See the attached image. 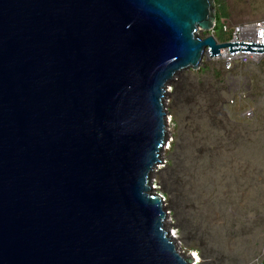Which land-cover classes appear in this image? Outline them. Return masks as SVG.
I'll return each mask as SVG.
<instances>
[{
	"label": "water",
	"instance_id": "1",
	"mask_svg": "<svg viewBox=\"0 0 264 264\" xmlns=\"http://www.w3.org/2000/svg\"><path fill=\"white\" fill-rule=\"evenodd\" d=\"M213 8L0 0V264H195L150 178L169 85L231 48Z\"/></svg>",
	"mask_w": 264,
	"mask_h": 264
},
{
	"label": "rangeland",
	"instance_id": "2",
	"mask_svg": "<svg viewBox=\"0 0 264 264\" xmlns=\"http://www.w3.org/2000/svg\"><path fill=\"white\" fill-rule=\"evenodd\" d=\"M213 9L224 13L222 33L198 35L222 43L234 40L238 26L264 18V0H220ZM168 89L169 144L150 178L167 205L166 229L183 239V255L204 254L199 264H264V58L226 70L223 58L204 57ZM246 146H252L249 167L236 158ZM248 181L249 209L240 202Z\"/></svg>",
	"mask_w": 264,
	"mask_h": 264
},
{
	"label": "built area",
	"instance_id": "3",
	"mask_svg": "<svg viewBox=\"0 0 264 264\" xmlns=\"http://www.w3.org/2000/svg\"><path fill=\"white\" fill-rule=\"evenodd\" d=\"M215 24L211 30L214 32ZM264 18L254 22H247L238 26L234 31V40L228 43L227 53L221 56V53L215 56L207 55L209 59H224L226 70L231 69L236 63L247 64L257 62L264 58ZM213 35V34H212ZM233 44V46H232Z\"/></svg>",
	"mask_w": 264,
	"mask_h": 264
},
{
	"label": "bare ground",
	"instance_id": "4",
	"mask_svg": "<svg viewBox=\"0 0 264 264\" xmlns=\"http://www.w3.org/2000/svg\"><path fill=\"white\" fill-rule=\"evenodd\" d=\"M232 46H233V44H232ZM224 48H227V47H224ZM224 48H221L220 49V53H221V56L222 55H225L226 53H227V49L226 50H224ZM167 121H169V120H167ZM168 146V145H167ZM167 149V148H166ZM165 150V149H164ZM236 154H237V157L236 158H239V159H242V160H244V163L247 165V167H249V165H252L249 161H251V159H250V148L248 147V146H246L245 147V150H241L240 151V149H238V150H236ZM235 154V155H236ZM234 156V155H233ZM236 160V159H235ZM238 160V159H237ZM246 167V168H247ZM249 169V168H248ZM159 170V169H158ZM249 171V170H248ZM247 171V172H248ZM151 173H153V174H155L156 172H151ZM253 191V190H252ZM173 195H174V197L177 195V190L174 188L173 189ZM178 199H179V197H178ZM250 200H251V187H250V182L248 181L247 183L245 182L244 184H243V197H242V201L240 200V202H242V204L243 205H246V208L247 209H249V206H250V204H249V202H250ZM171 208L172 209H177V206H176V203H175V201L173 200L172 202H171ZM215 209V208H214ZM176 211V210H175ZM177 212H179V211H177ZM180 212H182V211H180ZM207 217V216H206ZM168 216H167V218L165 219V226L167 227V226H169V221H168ZM180 218V217H179ZM179 223V222H178ZM168 224V225H167ZM217 231V230H216ZM170 233H172L171 231H170ZM173 237V236H172ZM180 241H183V239H177L176 241H175V246H176V250L177 251H180V248L178 247V245H179V242ZM191 257H192V261H194V263L195 264H199V263H201V262H203L202 260H201V258L199 257V255L195 252V251H192L191 252ZM245 264V263H244Z\"/></svg>",
	"mask_w": 264,
	"mask_h": 264
},
{
	"label": "trees",
	"instance_id": "5",
	"mask_svg": "<svg viewBox=\"0 0 264 264\" xmlns=\"http://www.w3.org/2000/svg\"><path fill=\"white\" fill-rule=\"evenodd\" d=\"M219 1L220 0H213L214 5L215 6L218 5L219 4ZM214 15H215V21H216V25L214 27V33H215V35L218 36L219 34L222 33V25L220 24V19L224 15V13L216 9Z\"/></svg>",
	"mask_w": 264,
	"mask_h": 264
},
{
	"label": "flooded vegetation",
	"instance_id": "6",
	"mask_svg": "<svg viewBox=\"0 0 264 264\" xmlns=\"http://www.w3.org/2000/svg\"><path fill=\"white\" fill-rule=\"evenodd\" d=\"M183 77V76H182ZM184 78V77H183ZM252 154V146H250V155ZM251 160H252V162H253V154H252V156H251ZM252 162H251V164H252ZM247 215V218L248 217H250V211H248V213L246 214ZM255 248H258V245H257V242H255L254 243V245H253ZM256 254V253H255ZM257 255V254H256ZM248 263H249V261H247Z\"/></svg>",
	"mask_w": 264,
	"mask_h": 264
},
{
	"label": "snow or ice",
	"instance_id": "7",
	"mask_svg": "<svg viewBox=\"0 0 264 264\" xmlns=\"http://www.w3.org/2000/svg\"><path fill=\"white\" fill-rule=\"evenodd\" d=\"M262 35H264V33H261Z\"/></svg>",
	"mask_w": 264,
	"mask_h": 264
}]
</instances>
